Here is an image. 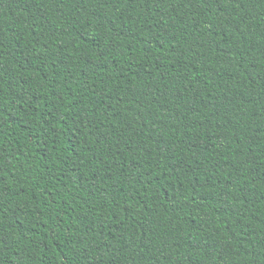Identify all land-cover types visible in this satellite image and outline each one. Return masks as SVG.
<instances>
[{
  "label": "trees",
  "instance_id": "trees-1",
  "mask_svg": "<svg viewBox=\"0 0 264 264\" xmlns=\"http://www.w3.org/2000/svg\"><path fill=\"white\" fill-rule=\"evenodd\" d=\"M0 264H264V0H0Z\"/></svg>",
  "mask_w": 264,
  "mask_h": 264
}]
</instances>
